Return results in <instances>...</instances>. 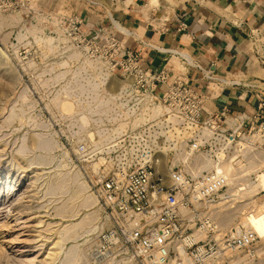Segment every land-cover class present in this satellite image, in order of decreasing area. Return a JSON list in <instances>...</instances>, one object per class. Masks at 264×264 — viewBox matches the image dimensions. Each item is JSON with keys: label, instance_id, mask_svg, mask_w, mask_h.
<instances>
[{"label": "built area", "instance_id": "2783aa9c", "mask_svg": "<svg viewBox=\"0 0 264 264\" xmlns=\"http://www.w3.org/2000/svg\"><path fill=\"white\" fill-rule=\"evenodd\" d=\"M22 1L0 0V15L14 12ZM56 20L70 45L128 81L118 98L123 107H114L101 121L95 118L94 124L101 126L93 127L97 130L94 141L91 134H79L77 123L61 111L54 121L63 133H73L63 135L66 159L84 172L102 215V229L91 239L90 259L97 264L126 260L135 264H246L254 259L260 236L242 223L223 226L213 206L233 188L242 189L248 180L257 182L264 174V89L260 83L218 75L180 51H166L177 66L167 60L160 69H147L142 56L117 37V33H128L124 28L113 32L102 27L92 34L73 10L59 12ZM63 58L51 52L40 54L34 47L16 54L23 77L34 89L52 92L46 107L38 112L40 117L52 119L47 104L64 87L72 95H84L77 103L91 97V70H77L78 63L73 64L75 78L46 84L53 74L46 67ZM31 61L36 68L30 66ZM193 69L213 93L244 89L254 94L256 112L239 113L233 123L228 122L227 111L208 113L205 95L188 79ZM69 102L77 105L74 97ZM141 115L145 122L133 127ZM243 252L245 258L240 260Z\"/></svg>", "mask_w": 264, "mask_h": 264}, {"label": "rangeland", "instance_id": "374dc122", "mask_svg": "<svg viewBox=\"0 0 264 264\" xmlns=\"http://www.w3.org/2000/svg\"><path fill=\"white\" fill-rule=\"evenodd\" d=\"M117 1L119 0H23L14 12L0 15V264H97L90 259L93 247L91 239L95 238L103 226L97 204L95 203L96 208L95 206L92 208L88 206L91 203L70 201L73 194L67 189L63 192L49 193L50 187L57 185L59 177L70 171L80 172L82 182H86L83 171L69 166L68 162L66 163L69 169L62 165L67 157L64 155L66 152L63 148V135L73 133L71 131L63 133L58 127H54V121L57 120L60 111H63L66 117L71 116L78 106L70 103L69 99H65L61 109L52 106L63 91L69 90L64 87L65 90L57 92L49 105L47 104L52 119L40 117L38 112L46 107L52 92L34 89V86L23 77L16 54L27 47H34L40 54L53 53L48 46V38L61 37L56 20L59 12L70 13L71 9H74L90 21L93 13L102 17L107 16ZM63 5L66 7H62ZM87 21L83 20L84 25ZM23 35L26 36L25 39L20 40V36ZM260 61L264 62V48ZM259 67L264 69V64ZM124 86H128V81L119 74L109 73L104 80L105 90L114 96L119 95ZM24 93L29 96L26 111L42 127L32 123L30 125L24 119L11 125L6 124L11 106L17 102L18 105L23 104L20 97ZM95 118L99 117H92L90 131L88 126L83 125L85 116L76 114L67 117L71 122L77 123L79 134L85 136L91 134V141L96 137L95 129L101 126L94 124L97 121ZM39 136L53 139L61 148L53 152L38 149L36 143ZM24 139L29 153L22 157L18 151ZM260 180V177L257 182L248 180L246 184L244 183V188L240 189L239 186L233 188L223 202L214 204L213 209L220 212L217 215L223 226L245 224L246 217L252 214V210L264 202V192H261L264 191V179ZM237 181L239 182V179ZM72 204L74 206H71ZM95 211L98 213L93 214ZM47 224L52 225L48 228ZM69 225L75 231L73 229L70 230L72 232L64 231L69 230ZM95 227H98L96 231ZM259 230L264 234V220L259 225ZM60 238H63L65 243H62V249L58 251L60 252L58 259L53 261L51 254L56 251L54 244ZM254 251L256 257L246 264H264V239L254 247ZM245 255L246 252L240 253V260L244 259ZM110 264L135 263L126 260Z\"/></svg>", "mask_w": 264, "mask_h": 264}, {"label": "crops", "instance_id": "0c3cea01", "mask_svg": "<svg viewBox=\"0 0 264 264\" xmlns=\"http://www.w3.org/2000/svg\"><path fill=\"white\" fill-rule=\"evenodd\" d=\"M93 14L87 21L76 12L92 34L102 27L113 32L124 28L128 33L117 37L142 56L147 69H160L167 60L177 66L166 51H180L218 75L257 80L264 89V69L259 67L264 64V0H119L107 16ZM188 79L205 95L210 114L227 111L233 123L239 113L256 112V96L244 89L213 93L194 69Z\"/></svg>", "mask_w": 264, "mask_h": 264}, {"label": "bare ground", "instance_id": "6f19581e", "mask_svg": "<svg viewBox=\"0 0 264 264\" xmlns=\"http://www.w3.org/2000/svg\"><path fill=\"white\" fill-rule=\"evenodd\" d=\"M154 1H156V0H154ZM31 28H30V30H32ZM117 28H119V27H117ZM23 36H20L21 37L20 40L25 39L26 36H24V37ZM60 36L61 37H58L59 39L58 38L57 39H54V38L49 39L48 38V46H49L50 50H52V52L54 54L63 55L64 58L62 60H60L59 62H55V63L51 64L49 68L47 67L46 71L49 70V72H53L54 74L50 79L45 81L46 84L55 85V84L59 83L61 80H65L69 76H72V78H75L74 73H77L76 71H73V70H75L73 68V64H75V63L80 64V66L78 67L77 70H79L81 72L91 70V74H93V75L95 74V76L91 75V82L89 83V85L91 86V97L89 96L88 102H84V101L79 102L78 101V103H77L76 101L78 100V98L80 97L79 98V100H80V99H82V97L84 95H76V94L72 95L71 94L72 92H70L69 90H66V91L62 90L63 91V92L61 91L62 95H59L60 98H58L57 102H55V103L53 102L52 106L61 109L62 103L65 102V99L71 100V98L74 97L75 103L77 104L76 106H78V107H77V109L73 115L78 114L80 116H85V120L83 121V125L85 124L86 127L87 126L90 127V124L92 123V117L93 116L94 117L98 116L99 120L101 121V118L104 116H108L114 110V107H116V108L117 107H119V108L123 107L118 103V98L122 96V93L126 90V88L128 86H124L122 88V90L120 91L119 95H117V96L108 94L104 88V80L109 75L106 66L104 64H102L101 62H99L98 60L91 61V59H89L87 57L85 51H83L82 49H78L73 45H70L69 40L67 38H64V34L62 33L61 30H60ZM39 42H40V40H39ZM62 43H64V45H65L64 47H62V45H61ZM29 64L33 68L37 67V64L35 62L31 61V62H29ZM77 77H80V76H77ZM97 79L99 81H97ZM80 87L82 88L83 86H80ZM62 89L65 90V88H62ZM28 100H29L28 94L24 93L20 97V101H22L23 104L18 105L19 102H17L11 106L8 117L6 118V124L11 125L16 121H21L24 119V120H27L30 123V125L32 123L35 126H41V124H39L36 121V119L30 113H28L26 111L25 107L27 106ZM50 108H51V106H50ZM61 112L63 113V111H61ZM73 115H71V116L68 115V116L73 117ZM143 122H145V118L143 115H141L140 117H138V119H136L132 123V126L137 127ZM38 140H37L38 142L36 143L38 149L53 152L54 150H59L61 148L57 142H55L53 139H49L47 136H39ZM18 153L22 157L26 156L29 153L27 143H26V139H24L22 146H21L20 150L18 151ZM64 155H66V154H64ZM103 161H104V158L101 157L100 162H103ZM66 162H68L66 159L63 160L62 165H64L66 168H68L70 166V164L68 163L69 166H67L68 164ZM228 170L231 171L230 168H228ZM81 176L82 175L80 174V172H76V171H70V172H67L66 174L61 175L59 177L57 185L55 187H53V186L50 187L49 193L52 191H58V192L62 191L63 192V190L67 189V190L71 191V193L73 194L72 199H70V201L71 200L84 201L86 204L91 203V205H88V206H91L93 208L95 206L96 200L92 195H87V193L88 194L90 193L89 188H88L86 182H82ZM246 176H248V174H246ZM260 179L261 180L264 179V174L260 176ZM259 183L256 186H258ZM261 192H263V191H261ZM245 196H247V195H245ZM224 199H225V197L222 199L221 202H223ZM260 199H262V198H260ZM78 203H80V202H78ZM71 206H74V205L72 204ZM79 206H82V205H79ZM92 208H91V210H92ZM94 208H96V206ZM97 209H98V207H97ZM255 212L257 215L254 214ZM97 213H98V211H95L93 214H97ZM263 220H264V202L259 207H256L255 210H252V214H249L246 217V223H245V225L247 227L253 229L260 236L261 239H264V234H261V232L259 230V225L261 224V222ZM41 224H44V222H41ZM51 225L52 224H47V227L49 228ZM75 225L78 226V224H75ZM75 225H73V226H75ZM45 226H46V224H45ZM100 226H101V224H100ZM65 228H67V227H65ZM75 228H77V227L75 226ZM45 229H46V227H45ZM68 229L69 230L66 229L64 231L69 232L72 229L74 230V228L71 227V225H69ZM97 229H98V227H95L94 230L96 231ZM94 230H93V232H94ZM51 231H52V229H51ZM70 232H72V231H70ZM66 236H67V234H66ZM63 238L62 239L60 238L59 241L54 244L56 251L51 254L52 255L51 259L53 261H56V259H58V256L60 254V252H58V251H61L60 249H62V243H65L64 242L65 240ZM53 250H54V248H53Z\"/></svg>", "mask_w": 264, "mask_h": 264}]
</instances>
